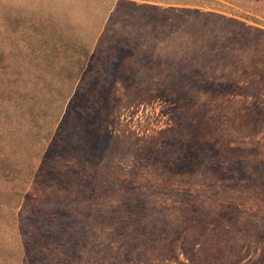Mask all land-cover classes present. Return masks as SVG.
<instances>
[{
	"label": "rangeland",
	"instance_id": "1",
	"mask_svg": "<svg viewBox=\"0 0 264 264\" xmlns=\"http://www.w3.org/2000/svg\"><path fill=\"white\" fill-rule=\"evenodd\" d=\"M0 264H264V0H0Z\"/></svg>",
	"mask_w": 264,
	"mask_h": 264
},
{
	"label": "trees",
	"instance_id": "2",
	"mask_svg": "<svg viewBox=\"0 0 264 264\" xmlns=\"http://www.w3.org/2000/svg\"><path fill=\"white\" fill-rule=\"evenodd\" d=\"M45 47H46V50H49L50 54H52V55H54L58 49V47L56 45H52V46L45 45ZM79 71H82V70H79ZM245 231H246V234H248L250 237H256L255 232H253L252 228L249 227V225L247 228H245ZM255 239H258V238H255ZM259 243H262V242H259Z\"/></svg>",
	"mask_w": 264,
	"mask_h": 264
}]
</instances>
